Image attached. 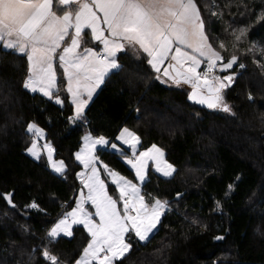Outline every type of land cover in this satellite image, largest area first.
Segmentation results:
<instances>
[{
  "label": "trees",
  "instance_id": "obj_1",
  "mask_svg": "<svg viewBox=\"0 0 264 264\" xmlns=\"http://www.w3.org/2000/svg\"><path fill=\"white\" fill-rule=\"evenodd\" d=\"M197 2L224 62L238 57L228 71L235 82L226 90L234 115L190 101L191 90L161 84L143 54L137 58L127 51L119 54L121 67L106 76L84 119L73 122L63 76L55 94L64 103L57 105L23 87L26 57L0 47V192L13 191L17 205L12 209L0 199V264H29L34 248L31 264H45L40 250L48 244L46 233L71 210L81 187L74 156L82 137L90 132L112 143L124 127L140 137V150L161 148L175 172L162 178L147 170L142 192L146 199L167 200L168 210L149 240L132 237V249L115 264H264V20L258 19L264 0ZM239 28L247 34L234 47L230 33ZM221 41L226 50L219 49ZM33 122L55 149L53 158L64 161L63 175L52 173L43 155L39 160L27 155L32 136L26 128ZM97 155L135 182L117 155L101 149ZM229 184L233 190L225 195ZM113 189L109 185V194ZM32 201L40 210L26 207ZM218 235L224 240H215ZM87 239L83 227L75 226L71 237L48 246L65 264H74Z\"/></svg>",
  "mask_w": 264,
  "mask_h": 264
},
{
  "label": "snow or ice",
  "instance_id": "obj_2",
  "mask_svg": "<svg viewBox=\"0 0 264 264\" xmlns=\"http://www.w3.org/2000/svg\"><path fill=\"white\" fill-rule=\"evenodd\" d=\"M211 14L218 15L215 11ZM258 19L264 20V13ZM230 34L236 47L247 34V28ZM86 36H90V41L85 40ZM90 42H95L96 48L85 46ZM0 47L27 58L25 89L63 105L64 100L55 94L58 63L74 108V115L70 117L73 122L84 119L97 88L110 71L121 67L118 53L128 50L137 58L143 54L161 83L167 82L161 77L162 66L170 61L163 67L162 75L177 86L189 85L190 101L234 115L224 90L232 86L236 76L233 73L221 77L214 73L218 68L219 71L232 69L238 57L232 54L224 62L225 57L206 33L197 0H0ZM219 49L226 50L224 42L219 43ZM253 63L258 61L253 59ZM202 64L204 71L199 72ZM238 67L243 69L245 65L240 63ZM248 99L252 100L250 93ZM26 130L32 136L26 151L39 160L41 150L37 141L45 139V132L34 122L28 123ZM115 140L127 146L131 155L116 143L110 144L103 135L94 137L88 132L82 137V146L75 153L76 161L82 166V171L75 174L82 186L79 198L46 233L48 244H52L61 236L71 237L74 225L83 227L87 244L74 264H115L122 260L133 247L131 237L147 242L169 207L167 200L151 196L146 199L141 187L149 161L165 177L175 172V167L164 158L163 150L153 144L137 154L140 137L127 127L119 131ZM109 145L130 166L139 184L100 163L98 146ZM54 151L51 143H44L43 152L49 166L63 175L66 165L63 160H53ZM101 168L115 186L113 194H109V186L102 179ZM233 187L229 184L225 195ZM181 195L177 193V199ZM13 197V191L0 192V199L15 209ZM221 206L216 201V207ZM26 207L40 210L35 201ZM214 239L222 241L224 237L218 235ZM48 244L40 250L45 264H65ZM36 251L32 250L29 264Z\"/></svg>",
  "mask_w": 264,
  "mask_h": 264
},
{
  "label": "rangeland",
  "instance_id": "obj_3",
  "mask_svg": "<svg viewBox=\"0 0 264 264\" xmlns=\"http://www.w3.org/2000/svg\"><path fill=\"white\" fill-rule=\"evenodd\" d=\"M85 40L86 41H90V36H86L85 37ZM85 46H90V47H93V48H96V43L95 42H90V43H88L87 45H85ZM97 50H99V49H97ZM129 51H131V50H128V52ZM119 54L120 53H118V56H119ZM27 59V58H26ZM168 62H170V61H168ZM168 62H166L165 63V65H163V67H166L167 66V63ZM202 66V65H201ZM234 66V65H233ZM163 67H162V70H161V77H162V79H164V80H166L167 82L166 83H161L160 82V80H158L161 84H163V85H165V86H167V87H178V88H185V89H187L188 91H190L191 90V88L189 87V86H186V85H183V84H180L179 86H177L176 84H174V83H172L170 80H167V77H164L163 75H162V72H163ZM203 67H205V65L203 66ZM115 70H117V69H113V71H115ZM203 70V69H202ZM198 71L199 72H201L200 71V69H198ZM228 71H230V69H228L227 71H219V68L215 71V74L216 75H218V76H221V77H223V76H225V75H229L230 73H228ZM57 72H58V77H59V75H61L62 76V69H59V67H58V63H57ZM222 73H225L224 75H222ZM156 77V76H155ZM63 78V77H62ZM63 80L65 81V83H66V80L63 78ZM57 83H58V80H57ZM57 86H58V84H57ZM228 88H226L225 90H224V96H225V100H226V102L230 105V107H231V104L229 103V101L226 99V90H227ZM65 90H66V84H65ZM39 93V92H38ZM67 93V92H66ZM40 95H42L41 93H40ZM43 96V95H42ZM43 97H45V96H43ZM45 98H47V97H45ZM48 99V98H47ZM69 99V102H70V98H68ZM73 107V106H72ZM232 108V107H231ZM213 111H217V112H222V113H224L223 111H221V110H219V109H212ZM73 112H74V108H73ZM224 114H228V113H224ZM228 115H232V114H228ZM44 143H46L45 141H44V139L43 140H38L37 141V145H38V148L41 150V156L43 155L44 157H45V159H46V161H47V156H46V154L43 152V145H44ZM83 143V142H82ZM82 146V145H81ZM81 148V147H80ZM110 148V147H109ZM106 150V149H108L107 147H101V146H98V150ZM111 149V148H110ZM80 150V149H79ZM109 150V149H108ZM112 150V149H111ZM145 150H147V149H144V150H139V149H137V154L140 152V151H145ZM27 155H29L28 154V152H27ZM32 159H34L31 155H29ZM75 157V156H74ZM165 158V157H164ZM34 160H36V159H34ZM53 160L54 161H57V160H55L54 158H53ZM76 160V159H75ZM77 163L79 164V162L77 161ZM101 164H103L102 162H100ZM47 165H48V168H49V170L52 172V173H54V174H56V175H60V174H57V173H55L53 170H52V168L49 166V164H48V161H47ZM81 167V169L79 170V172L80 171H82V166H80ZM149 168H151V170L152 171H154V172H156L155 171V168H154V166H153V164H152V161H149L148 162V166H147V169H146V173H147V170L149 169ZM101 170V173H102V179H104L105 180V182H106V184L109 186V185H111V180H110V177H108L106 174H104L103 173V169L101 168L100 169ZM133 172V171H132ZM157 174H159L160 176H163V175H161L160 173H158V172H156ZM133 174H134V172H133ZM134 177H135V174H134ZM135 183V182H134ZM136 183H140L139 181H136ZM113 188L115 187L114 185H111ZM82 187V186H81ZM81 187H80V189H79V191H78V193H77V196H76V198L75 199H77V198H79V195H80V191H81ZM85 192H86V189L84 190ZM116 195H118V194H116ZM74 206H75V203H74ZM73 206V207H74ZM85 207L88 209V210H90V211H92V212H94V209H92L91 208V205L90 204H86L85 205ZM75 226H77V225H74L73 226V228L75 227ZM80 227H82V226H80ZM155 231V230H154ZM152 235V234H151ZM150 235V236H151ZM61 237H63V236H61ZM133 238H135L134 236H132ZM131 237V238H132ZM136 239V238H135Z\"/></svg>",
  "mask_w": 264,
  "mask_h": 264
},
{
  "label": "crops",
  "instance_id": "obj_4",
  "mask_svg": "<svg viewBox=\"0 0 264 264\" xmlns=\"http://www.w3.org/2000/svg\"><path fill=\"white\" fill-rule=\"evenodd\" d=\"M86 31H88V30H86ZM163 67V66H162ZM112 72H114L113 70L112 71H110L109 72V74L110 73H112ZM108 74V75H109ZM107 75V76H108ZM156 75H157V73H156ZM106 78V77H105ZM102 85V84H101ZM101 85H100V87H101ZM99 87V88H100ZM99 88H97V90H96V92L94 93V95H93V97L95 96V94L97 93V91L99 90ZM37 94H39L40 95V93H38V92H36ZM42 96V95H41ZM117 135H119V133L117 134ZM83 142V141H82ZM112 143H116L117 145H118V147H120V148H122L123 150H125V151H127V153H128V155H131V151L127 148V146H125V145H120V142L119 141H117V140H114V142H112ZM111 144V143H110ZM110 145L107 147L108 149H106V150H108V151H110L111 153H113V154H115V155H117V157L119 158V160L125 165V167L127 168V169H129L130 171H132V169L130 168V166L129 165H127L124 161H123V159L120 157V155H119V153H117V152H115L114 150H111L110 148ZM137 149H139V145L137 146ZM140 150V149H139ZM79 151V150H78ZM77 151V152H78ZM133 173V172H132ZM156 173V172H155ZM157 174V173H156ZM174 174V173H173ZM158 176H160L159 174H157ZM173 176V175H172ZM172 176H170V177H172ZM160 177H162V178H170V177H165V176H160ZM145 182V181H144ZM135 183H136V180H135ZM142 186V185H141Z\"/></svg>",
  "mask_w": 264,
  "mask_h": 264
},
{
  "label": "water",
  "instance_id": "obj_5",
  "mask_svg": "<svg viewBox=\"0 0 264 264\" xmlns=\"http://www.w3.org/2000/svg\"><path fill=\"white\" fill-rule=\"evenodd\" d=\"M215 74V73H214ZM216 75V74H215ZM183 85H186V84H183ZM186 86H189V85H186ZM190 87V86H189ZM197 104V103H196ZM199 106H201V107H205V108H208V107H206L205 105H201V104H198ZM210 109V108H209Z\"/></svg>",
  "mask_w": 264,
  "mask_h": 264
},
{
  "label": "built area",
  "instance_id": "obj_6",
  "mask_svg": "<svg viewBox=\"0 0 264 264\" xmlns=\"http://www.w3.org/2000/svg\"><path fill=\"white\" fill-rule=\"evenodd\" d=\"M204 68H205V67H203V70H202V72L204 71Z\"/></svg>",
  "mask_w": 264,
  "mask_h": 264
}]
</instances>
